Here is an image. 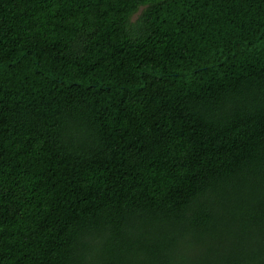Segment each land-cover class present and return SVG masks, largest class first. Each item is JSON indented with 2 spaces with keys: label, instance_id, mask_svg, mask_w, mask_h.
<instances>
[{
  "label": "trees",
  "instance_id": "trees-1",
  "mask_svg": "<svg viewBox=\"0 0 264 264\" xmlns=\"http://www.w3.org/2000/svg\"><path fill=\"white\" fill-rule=\"evenodd\" d=\"M0 264H264V0H0Z\"/></svg>",
  "mask_w": 264,
  "mask_h": 264
}]
</instances>
